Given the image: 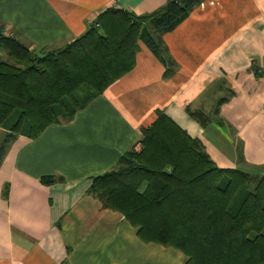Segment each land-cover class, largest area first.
<instances>
[{
  "label": "crops",
  "instance_id": "1",
  "mask_svg": "<svg viewBox=\"0 0 264 264\" xmlns=\"http://www.w3.org/2000/svg\"><path fill=\"white\" fill-rule=\"evenodd\" d=\"M167 2L0 0V26L32 48L55 49L107 7L142 15ZM163 38L177 62L173 74L141 42L135 67L73 119L10 143L0 165V264H186L183 251L143 241L90 191L160 109L200 138L218 166L264 172V0H202ZM189 109H202L210 122ZM5 134L0 127V143Z\"/></svg>",
  "mask_w": 264,
  "mask_h": 264
},
{
  "label": "trees",
  "instance_id": "2",
  "mask_svg": "<svg viewBox=\"0 0 264 264\" xmlns=\"http://www.w3.org/2000/svg\"><path fill=\"white\" fill-rule=\"evenodd\" d=\"M202 0H168L138 15L103 10L86 32L63 47L32 48L0 26V165L19 135L35 138L53 123L69 121L131 71L141 42L177 69L163 35ZM189 112L203 125L211 118ZM142 137L118 166L95 176L90 191L122 212L145 242L175 247L186 264H264V172L220 167L164 110L142 128ZM46 182L51 176L42 178Z\"/></svg>",
  "mask_w": 264,
  "mask_h": 264
},
{
  "label": "rangeland",
  "instance_id": "3",
  "mask_svg": "<svg viewBox=\"0 0 264 264\" xmlns=\"http://www.w3.org/2000/svg\"><path fill=\"white\" fill-rule=\"evenodd\" d=\"M0 57H2V58H7V53L6 52H4L3 50H1L0 49ZM231 89H229V92H228V96H231V97H233L236 93H237V88H233V84H231ZM226 90V89H225ZM237 90V91H236ZM216 104V106H215V108H214V111H216V112H218V109H219V105L220 104H222L221 103V101H219L218 103H215ZM200 110H202V109H200ZM203 111V110H202ZM210 118H211V116L208 114V113H206ZM217 114V113H216Z\"/></svg>",
  "mask_w": 264,
  "mask_h": 264
}]
</instances>
